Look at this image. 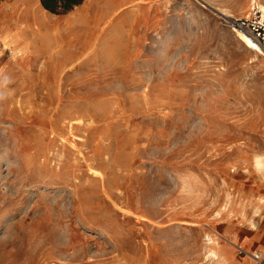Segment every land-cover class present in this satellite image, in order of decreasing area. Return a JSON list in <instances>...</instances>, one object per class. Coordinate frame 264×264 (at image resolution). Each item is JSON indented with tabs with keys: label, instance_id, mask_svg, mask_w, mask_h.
Listing matches in <instances>:
<instances>
[{
	"label": "rangeland",
	"instance_id": "1",
	"mask_svg": "<svg viewBox=\"0 0 264 264\" xmlns=\"http://www.w3.org/2000/svg\"><path fill=\"white\" fill-rule=\"evenodd\" d=\"M99 1L0 0V264H258L264 0Z\"/></svg>",
	"mask_w": 264,
	"mask_h": 264
},
{
	"label": "built area",
	"instance_id": "2",
	"mask_svg": "<svg viewBox=\"0 0 264 264\" xmlns=\"http://www.w3.org/2000/svg\"><path fill=\"white\" fill-rule=\"evenodd\" d=\"M224 22L233 31H242L247 34L264 55V13L257 4H253L247 14L225 17ZM239 252H245V250L240 248ZM250 256L258 264H264V251L252 252Z\"/></svg>",
	"mask_w": 264,
	"mask_h": 264
},
{
	"label": "bare ground",
	"instance_id": "3",
	"mask_svg": "<svg viewBox=\"0 0 264 264\" xmlns=\"http://www.w3.org/2000/svg\"><path fill=\"white\" fill-rule=\"evenodd\" d=\"M119 2H120V0H100L99 1V6L98 7H101V9H97V12H101V14H105L106 13V11L109 9V8H111V7H117V5L119 4ZM255 2L256 1H254L253 3L255 4ZM256 4H258V6L260 7V9L263 11V13H264V3H262V2H258V3H256ZM40 6H41V4H40ZM42 7V6H41ZM45 10V9H44ZM46 11V10H45ZM223 14H225V15H227L228 17L230 16V14H226V13H223ZM24 16H25V20H22V21H26L27 22V20L28 21H32V22H34V23H37L38 25H41V26H46L47 24H48V21H47V19L45 18V16H42V15H39V14H37V13H35V12H33L32 14H30V15H25L24 14ZM226 16V17H227ZM6 17V16H5ZM20 17H22V16H20ZM17 21H19L18 19H17ZM31 22V23H32ZM29 23V22H28ZM235 33H236V36L238 37V39L245 45V46H247L248 48H250V49H253V50H255V51H257V52H261V50H260V48H259V46L247 35V34H245L244 32H242V31H235ZM257 161V160H256ZM258 162V161H257ZM256 162V163H257ZM260 164H261V162H259ZM212 252H214V251H212ZM211 253V252H210ZM212 255H214V253H211Z\"/></svg>",
	"mask_w": 264,
	"mask_h": 264
},
{
	"label": "trees",
	"instance_id": "4",
	"mask_svg": "<svg viewBox=\"0 0 264 264\" xmlns=\"http://www.w3.org/2000/svg\"><path fill=\"white\" fill-rule=\"evenodd\" d=\"M84 0H40L42 7L53 14L63 15L80 5Z\"/></svg>",
	"mask_w": 264,
	"mask_h": 264
},
{
	"label": "crops",
	"instance_id": "5",
	"mask_svg": "<svg viewBox=\"0 0 264 264\" xmlns=\"http://www.w3.org/2000/svg\"><path fill=\"white\" fill-rule=\"evenodd\" d=\"M84 2V1H83ZM83 2L80 4V5H78V6H75V7H81L82 6V4H83ZM9 6V5H8ZM15 5L14 4H12V5H10V7H14Z\"/></svg>",
	"mask_w": 264,
	"mask_h": 264
}]
</instances>
